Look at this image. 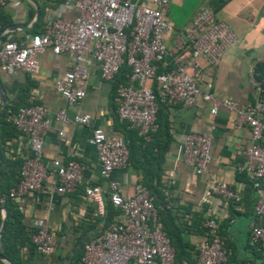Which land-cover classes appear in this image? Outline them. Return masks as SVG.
Here are the masks:
<instances>
[{
    "label": "built area",
    "instance_id": "obj_1",
    "mask_svg": "<svg viewBox=\"0 0 264 264\" xmlns=\"http://www.w3.org/2000/svg\"><path fill=\"white\" fill-rule=\"evenodd\" d=\"M6 2L0 0V7ZM68 3L78 11L74 19L55 15L48 18L41 31L2 42L0 68L7 72L33 73L38 67V55L46 48L55 55L73 54L70 68L55 81L57 92L72 105L84 96L89 58L99 64L105 79L115 78L125 63L130 71L127 83L116 88L117 116L145 138L157 126L154 82L159 98L167 103L187 106L201 97L209 104L211 114H216L219 108L234 111V122L250 129V141L243 151L244 162L238 166V171L246 174L254 190L250 238L251 242L264 246V83L253 77L254 102L242 105L217 97L212 80L204 78L201 64L204 60L208 66H215L223 51L238 41L231 28L210 8L202 7L183 28L185 40L173 51L165 42L173 31V24L166 16L168 0H69ZM166 59L170 65L158 71V63ZM47 113L41 103L22 105L15 111L7 109L6 121L26 138L30 154L22 160L16 184L0 193V206L7 197L14 199L40 190L49 174L54 175L55 188L60 193L73 192L81 184L83 167L76 159L67 163L54 160L51 171L41 161ZM55 118L60 122L86 124L90 115L70 118L65 109H59ZM59 134L62 135V131ZM89 142L96 149L99 175L106 180L108 198L120 210V216L103 233L84 244L83 264H175L174 248L148 190L139 182L132 193H126L111 177L115 169L127 165L129 150L124 138L96 127ZM210 144V134L189 133L180 148L181 157L197 174L206 171L211 159ZM83 192L102 213L101 186L87 184ZM212 195L224 201L240 200L239 192L225 182H206L204 199ZM33 226L36 230L31 234L32 242L40 253L50 254L53 232L42 218L35 219ZM202 226L206 238L197 247L196 263L227 264L230 249L219 232L216 219L208 215ZM245 264L261 263L247 261Z\"/></svg>",
    "mask_w": 264,
    "mask_h": 264
},
{
    "label": "crops",
    "instance_id": "obj_2",
    "mask_svg": "<svg viewBox=\"0 0 264 264\" xmlns=\"http://www.w3.org/2000/svg\"><path fill=\"white\" fill-rule=\"evenodd\" d=\"M68 2L7 0L0 7V44L41 31L52 16L74 19L78 11ZM206 4L207 0H168L166 16L173 24V31L165 42L170 50L180 48L185 40L183 28L200 8L207 7ZM36 7L39 8L38 17ZM216 17L231 28L238 41L223 51L215 66H208L201 60L204 78L212 80L217 97L228 98L242 105L252 104L255 99L252 72L257 63L264 62V0H226ZM16 23L22 25L12 28ZM38 60V67L33 73L22 70L7 72L0 68V104L4 95L7 98L5 107L13 105L24 89L28 90L26 101L43 104L48 113L41 161L51 171L54 160L67 163L76 159L83 167L82 182L75 191L60 193L55 188L54 175L49 174L40 190L14 198L24 214L18 242L23 244L34 227V220L42 218L53 232L52 250L47 255L38 254L32 264H71L77 261L84 244L108 227L104 226L100 218L104 213V204L109 200L107 184L99 175L97 152L89 138L96 127L103 128L110 135L124 136L117 126L121 122L117 116L118 83L115 78H103L99 64L89 58L83 86L84 96L69 105L57 92L55 81L70 68L73 54L55 55L50 48H46L38 55ZM169 65L168 59L162 63L164 67ZM5 107L0 108V119ZM59 109H65L70 118L89 114L90 120L86 124L60 122L55 118ZM234 120L235 112L225 108H219L216 114H211L209 104L201 97L187 106L168 103L171 142L162 164V182L167 206L181 228L184 241L197 249L206 238L203 226L198 224L211 215L216 219L225 240L230 242L235 255L244 258L251 254L248 243H252L249 225L254 219V192L246 174L238 171V166L244 162L243 151L250 141V129L247 125L238 126ZM59 131H62V135ZM7 133L0 132V146L4 156L11 160H23L29 156L30 148L26 138L19 132L7 138ZM189 133L211 135V159L203 174H197L193 166L180 155V148ZM0 168L5 170L6 166ZM111 177L126 193H132L140 179V175L128 164L115 169ZM206 182H225L239 192L241 200L233 204L236 210L234 215H230L232 202L224 201L216 195L204 199ZM87 184L101 186L102 213L97 204L85 196L83 188ZM21 251L26 254L24 247Z\"/></svg>",
    "mask_w": 264,
    "mask_h": 264
},
{
    "label": "trees",
    "instance_id": "obj_3",
    "mask_svg": "<svg viewBox=\"0 0 264 264\" xmlns=\"http://www.w3.org/2000/svg\"><path fill=\"white\" fill-rule=\"evenodd\" d=\"M225 2L226 0H207L206 5L216 14ZM164 69L165 68L162 66V63L159 62L158 71H162ZM129 71V67L125 63L122 64L120 70L115 76L116 82L118 83L117 86L119 84L127 83ZM253 75L257 80L264 83V62L257 63L254 66ZM153 87L158 103L156 113L157 126L155 130L149 132L148 137L145 138L138 133L136 128L130 127L126 121L121 120L117 126L123 132V138L126 141V145L129 150L127 164L140 175L139 182L148 190L149 196L157 208L158 217L170 239L171 245L174 248L175 264H197V249L190 243L183 240L181 236V228L178 224H176L175 217L171 213V210L168 208L166 202V196L164 193L165 188L162 182V164L165 161V154L171 142L168 122V103L159 98L158 88L155 82L153 83ZM27 94L28 90L24 89L22 95L18 98L19 100L13 105H7L3 110L4 113L0 119V132L8 131L6 135L7 138L16 135L19 131L11 122L6 121V111L9 108L15 111L22 105L32 103L26 101ZM116 121L118 122L119 120ZM21 163L22 160H11L6 158L4 156L3 148L0 146V166H6L5 170L0 168V193L7 192L9 187L16 184L18 181V173ZM248 184L251 187L249 179ZM240 200H230V202H232L230 215H234L236 212L234 205ZM2 207L5 209L7 219L5 228L0 236V253L9 259L12 264H32L35 261L34 258L37 257L38 254L43 255L38 251L37 246L31 240V234L36 230L35 227H32L29 237L25 240V242L23 244L19 243V231L22 226L24 214L17 206L14 199L10 197L6 198ZM119 214L120 210L115 207L110 200H108L104 204V213L100 216V218L103 221L104 226H109ZM198 225H202V223L199 222ZM218 229L223 235L219 225ZM203 230L205 232L204 227ZM225 242L227 247L230 249L227 264H245L247 261L264 264V246L261 245L260 242H252L251 244L248 243L251 249V254L244 258H238L235 255L233 248L230 246V242L228 240H225ZM22 247L25 248L26 254L22 253ZM82 254L83 250L77 258V261L71 264H83L81 260ZM0 264L7 263L0 259Z\"/></svg>",
    "mask_w": 264,
    "mask_h": 264
},
{
    "label": "water",
    "instance_id": "obj_4",
    "mask_svg": "<svg viewBox=\"0 0 264 264\" xmlns=\"http://www.w3.org/2000/svg\"><path fill=\"white\" fill-rule=\"evenodd\" d=\"M36 9H37V10H36V17H38V15H39V8L36 7ZM20 25H22V24H18V23L13 24V25H12V28L18 27V26H20ZM23 27L26 28V26H23ZM6 102H7V98L3 95V101H2V103L0 104V108H4ZM0 215H1V222H0V236H1V234H2V232H3V230H4V228H5L6 219H7L6 214H5V209H4V207H2V206H0ZM0 259H1L2 261L6 262L7 264H12V262H11L9 259H7V258H6L3 254H1V253H0Z\"/></svg>",
    "mask_w": 264,
    "mask_h": 264
}]
</instances>
